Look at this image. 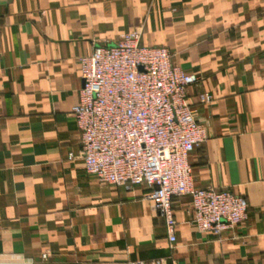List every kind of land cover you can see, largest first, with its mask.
<instances>
[{
    "label": "crops",
    "instance_id": "1",
    "mask_svg": "<svg viewBox=\"0 0 264 264\" xmlns=\"http://www.w3.org/2000/svg\"><path fill=\"white\" fill-rule=\"evenodd\" d=\"M133 30L200 76L189 102L207 141L190 155L194 182L244 195L245 223L200 232L191 197L179 196L172 246L145 186L86 171L72 114L79 59ZM158 258L264 264V0H0V264Z\"/></svg>",
    "mask_w": 264,
    "mask_h": 264
},
{
    "label": "built area",
    "instance_id": "2",
    "mask_svg": "<svg viewBox=\"0 0 264 264\" xmlns=\"http://www.w3.org/2000/svg\"><path fill=\"white\" fill-rule=\"evenodd\" d=\"M141 37L138 30L126 32L117 44L98 45L79 59L83 85L72 114L85 169L100 182L129 191L145 186V198L163 218L172 246L178 225L174 198L179 196L191 197L200 232L221 235L249 219V202L231 189L194 182L190 155L207 141L206 126L189 102V88L200 76L175 63L168 47L144 45ZM198 99L211 104L214 96L201 92Z\"/></svg>",
    "mask_w": 264,
    "mask_h": 264
}]
</instances>
